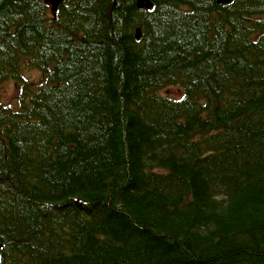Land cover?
<instances>
[{"label": "trees", "instance_id": "obj_1", "mask_svg": "<svg viewBox=\"0 0 264 264\" xmlns=\"http://www.w3.org/2000/svg\"><path fill=\"white\" fill-rule=\"evenodd\" d=\"M151 2L0 0V264H264V0Z\"/></svg>", "mask_w": 264, "mask_h": 264}, {"label": "water", "instance_id": "obj_2", "mask_svg": "<svg viewBox=\"0 0 264 264\" xmlns=\"http://www.w3.org/2000/svg\"><path fill=\"white\" fill-rule=\"evenodd\" d=\"M68 0H46V2L48 3H51L52 4V11L53 13L55 14L59 5L62 3V2H66ZM219 4H227L229 2H231L232 0H217ZM136 6L139 8V9H146V10H149V9H152V2L151 0H136ZM141 37V30L140 28L137 30L136 32V38L137 39H140ZM1 248V247H0Z\"/></svg>", "mask_w": 264, "mask_h": 264}, {"label": "rangeland", "instance_id": "obj_3", "mask_svg": "<svg viewBox=\"0 0 264 264\" xmlns=\"http://www.w3.org/2000/svg\"><path fill=\"white\" fill-rule=\"evenodd\" d=\"M34 77H38L37 74H34ZM169 95H172L175 93V91H172L171 89L167 91ZM0 97L4 98L6 101H14L16 99V88L15 85L11 82H7L3 88H0Z\"/></svg>", "mask_w": 264, "mask_h": 264}, {"label": "bare ground", "instance_id": "obj_4", "mask_svg": "<svg viewBox=\"0 0 264 264\" xmlns=\"http://www.w3.org/2000/svg\"><path fill=\"white\" fill-rule=\"evenodd\" d=\"M67 2V1H66Z\"/></svg>", "mask_w": 264, "mask_h": 264}]
</instances>
